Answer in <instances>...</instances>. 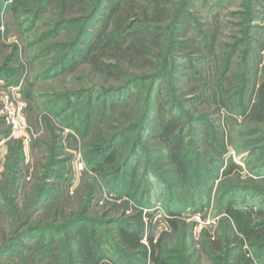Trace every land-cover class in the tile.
Instances as JSON below:
<instances>
[{
  "label": "rangeland",
  "instance_id": "obj_1",
  "mask_svg": "<svg viewBox=\"0 0 264 264\" xmlns=\"http://www.w3.org/2000/svg\"><path fill=\"white\" fill-rule=\"evenodd\" d=\"M100 2L105 22L89 26L88 45L83 38L87 59L60 67ZM121 25L128 29L118 36ZM100 30L114 40L94 41ZM0 70L21 75L17 86L0 78V133L11 129L2 113L11 87L20 88L28 127L0 137V264H96L87 250L139 264L143 250L118 232L140 217L155 246L143 239L145 264H263L264 211L249 217L261 238L249 243L221 209L234 191L242 207L264 210V106L254 110L264 0H0ZM104 99L114 103L91 112L88 131L65 125ZM169 119L179 125L185 177L164 152ZM124 132L114 162L94 172L106 143ZM135 150L129 195L123 171ZM41 246L51 254H38Z\"/></svg>",
  "mask_w": 264,
  "mask_h": 264
},
{
  "label": "trees",
  "instance_id": "obj_2",
  "mask_svg": "<svg viewBox=\"0 0 264 264\" xmlns=\"http://www.w3.org/2000/svg\"><path fill=\"white\" fill-rule=\"evenodd\" d=\"M117 3L118 2H116L115 4H117ZM102 8H103V6H102V3L100 2L99 6L96 8V10L91 15L89 23L87 24V22H86V26L82 30V33L79 35V38L75 41L74 45H72L70 47V50L68 51V53H66L65 57H62L63 58V59H61L62 62H60V65H59L60 67L63 66L65 69L66 68L68 69V68L72 67L74 62H76L78 59H80V60L87 59V57H88L87 52H86V54H84V53H82V51H80V50H82L81 49V46L83 45L82 41H83V38L88 37V39L85 40L83 43H85L86 45L89 44V38L92 36L90 34V31H89L90 30L89 26H93V25H91L92 22H96L99 25V27H103L105 21H100L101 17L99 16L100 15L99 12L101 11ZM103 10H104V8H103ZM115 10L116 9H114V11ZM87 21H88V19H87ZM106 21H107L106 22V26H107L110 19L107 18ZM182 23H184L183 29L185 30L191 26L192 22L189 20L183 19ZM125 28H126V26L121 25L117 31L119 33H116V35H118V36H119V34H123V35L125 34L126 35V32H123V31H125ZM127 29L128 28H126V30ZM137 29H139V28H137ZM145 29H146V27L143 26L141 30L144 31ZM103 33L104 32H102V30H100L99 33L95 36L94 41H96L97 39H100V40H102V42H105L106 38L108 39V41L114 40L112 38L110 39V37H108V36L103 38V36H104V35L102 36ZM127 34H129V32H127ZM113 38H115V37H113ZM93 46H94V42H92L90 44L88 49H91ZM166 63H167V61H166ZM64 68L62 69V71L65 70ZM20 76L21 75L18 73L15 74L14 72L0 70V78L2 80H4V83L8 87L13 86V85L17 86V84H20L19 83L21 81ZM155 78H156L157 82L162 83L166 80L167 77L164 76V72H161V74H159ZM257 96L259 99L254 106V110L262 109L264 106V85L259 88ZM108 103H110V104L114 103V99H111V100L104 99V100H102L101 103H98L96 101L94 103L90 102L88 104V107L84 111L72 113V115H70L68 117L70 119V123H67L65 121L66 124H65V122H64V124L67 125L68 127L69 126L73 127V128L75 127V129L79 133H83L82 132L83 130L88 131L89 124L91 122V116H92L91 112H93L94 110H97V108L100 106V104L104 108L108 105ZM56 106H58V105H56ZM103 108H102V110H103ZM49 112H51V111H49ZM102 112H104V110ZM57 113H59V112H57ZM84 118H85V122L83 123ZM63 120H67V119H63ZM200 122H201L200 124L204 123L203 121H200ZM160 131H161L160 136L162 137V139L166 143L165 144L166 150H164V152H166V156L168 157L169 160H172L176 163V165H177L176 167H177L178 172L182 175V177H185L186 166H185V163L181 159L182 144L183 143H182V136L179 133L178 123L176 121H170V119H169V120H167L166 124L160 128ZM10 132H11V129L10 130L8 129L7 131L1 132L0 137H7L8 138L10 135ZM125 135H126V132L119 135V137L118 136L117 137H115V136L111 137V139L108 141V143H106V147L104 149H102L103 150V152H101L102 157L97 159V162L94 163L91 167V169L94 172L101 174L106 169V166H111V164L114 162V160L116 158L117 150H118L119 145L121 144L122 138ZM71 139L73 141L76 140L75 137H71ZM101 145H103V143ZM22 150H23L22 147H20L21 152H22ZM139 155H140V152L135 150L128 157V159L125 162L126 163V165H125L126 169L123 171L124 180H122V183H124L123 186H125L128 194H129V192H131V188L134 185V182L131 180L134 177L135 171L137 170V167L133 168V169H131V168L133 166L135 167L136 164L138 163V160H140ZM17 160L20 163L23 162V159H22V161L19 158ZM233 170H234V168L230 167L224 174L226 176L229 174H232ZM126 180L127 181L129 180L130 182H127ZM12 185L15 188L19 187V179H18L17 175H15L14 183ZM135 187H137V186H135ZM133 191H135V190H133ZM122 192H123V190L121 191V194H120L121 196L123 194ZM229 193H231V196ZM229 193H223V194H226V197H225V203H223V208L221 209L222 210L221 215L227 216L233 223H235V226L239 228L240 232L244 236L243 237L244 241L249 242V243H253L254 241H256V239H261V238L257 237L255 226L249 217L254 216V215H257V216L262 215V212L264 210L258 211L257 208H253V207L250 208L249 205H247L248 208H244V207H242L243 205L240 203V199H239L240 195H236L237 193H235L234 191H230ZM132 194H133V192L130 193L129 195H132ZM134 194H136V191L134 192ZM244 198L245 197H243L241 202H243ZM41 199H43V195H42ZM35 209H36V207L33 208V211ZM181 210L182 209H180L178 211L169 210V213L172 215L179 214L181 212ZM148 216L151 218L153 217L152 214H150ZM139 222L140 223L137 226L135 225L136 227H133L132 229H129V227H126L125 229L119 230L118 236L121 239V242H123L130 250H133V251L143 250L142 251L143 261L142 262L139 261V264H145L147 261V258H149V257L151 258V255H150V252L147 250L146 245H144L142 243L143 239L146 238L149 241V243L152 245L153 248L155 246L153 243V237L152 236H149V234L147 232L144 236V222H143L141 217H140ZM73 224H75V223H73ZM171 225L173 227H177L176 221L171 220ZM244 241L239 239V237L236 238L237 243L244 244ZM40 244H42V243H40ZM14 246L15 245H13V247ZM13 247H12V251L14 250ZM10 248L11 247H9V249L6 250L9 253L12 252ZM37 249L39 250L38 254H40V255H42V254L50 255L51 254L50 252L45 251V246L37 247ZM87 252L90 256H92L95 259L96 264H99L100 261H108V264H121L119 259L117 258V256L119 254L116 252L113 253V256H112L114 258H117L116 260L112 257H109V256H106L105 258L98 256L95 258V256H97L96 253H94L90 250H87ZM13 254H14V252H12V255ZM94 254H96V255H94ZM263 264H264V260H263Z\"/></svg>",
  "mask_w": 264,
  "mask_h": 264
},
{
  "label": "built area",
  "instance_id": "obj_3",
  "mask_svg": "<svg viewBox=\"0 0 264 264\" xmlns=\"http://www.w3.org/2000/svg\"><path fill=\"white\" fill-rule=\"evenodd\" d=\"M11 97L7 96L2 113L4 114L8 125L11 127L12 135L24 133L27 130L26 104L19 100L20 88L11 87Z\"/></svg>",
  "mask_w": 264,
  "mask_h": 264
}]
</instances>
